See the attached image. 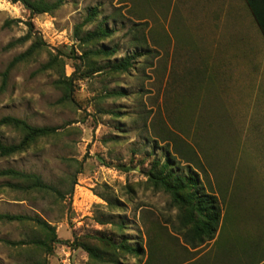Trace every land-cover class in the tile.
<instances>
[{
    "label": "rangeland",
    "instance_id": "obj_1",
    "mask_svg": "<svg viewBox=\"0 0 264 264\" xmlns=\"http://www.w3.org/2000/svg\"><path fill=\"white\" fill-rule=\"evenodd\" d=\"M211 2L66 0L53 15L31 17L21 4L0 0V89L9 64L31 44L7 49L28 33L26 22L46 44L9 73L0 120L12 116L59 128L23 153L0 157V171L37 174L66 196L19 191L9 185L24 186L21 180L0 178V215H39L55 227L61 242L48 264H89L75 241L98 232L142 248L141 257L119 253V264H148L150 237L160 254L151 264H223L213 242L198 249L185 244L174 231L177 210L170 196L147 180L150 163L168 155L186 173L175 145L196 151L207 192L233 201L241 242L264 239V39L241 0V17L232 11L225 18L208 16ZM95 8L98 16L83 32L101 24L115 31L97 48L116 47L112 62L140 57L128 73L77 79L72 101L62 103L64 90L56 82L64 73L70 78L88 50L79 47L74 29ZM55 59L58 66L40 72ZM20 140V133L0 125V143ZM32 237L31 223H0V264L43 262L44 253L13 245Z\"/></svg>",
    "mask_w": 264,
    "mask_h": 264
},
{
    "label": "trees",
    "instance_id": "obj_2",
    "mask_svg": "<svg viewBox=\"0 0 264 264\" xmlns=\"http://www.w3.org/2000/svg\"><path fill=\"white\" fill-rule=\"evenodd\" d=\"M5 1L12 4H21L30 13L31 17L53 15L66 2V0H55L54 2L49 0ZM244 1L264 39V0ZM97 16L98 10L96 8L92 9L84 22L74 29V37L78 41L79 47L81 49L87 48L88 50L83 52L82 57L79 58L80 62L73 65V75L67 78L64 73V78L56 82V86L64 90V96L61 99L62 103L72 101L73 84L77 79L85 80L100 72H107V74L114 76L128 73L134 67L133 62L140 57V54L135 53L131 56H126L120 61L112 62L111 60L118 54L116 47L97 48L102 41L110 39L115 33L113 29L103 24L98 25L93 31L83 32L87 26L93 23ZM6 25H9V23ZM26 25L29 29L28 33L24 37L8 44L7 49L28 42H31V44L24 53L15 57L9 64L3 74V87L0 92L4 90L11 70L18 64L28 62L35 55H39L42 48L46 46L41 37L33 34L34 25L31 22H26ZM91 47L96 48L93 49ZM101 60H104V66L97 65V62ZM57 63V59L52 60V62L43 65L40 72L53 69V67L58 66ZM118 95L123 96L124 94L120 93ZM0 125L21 134V140L18 144L5 145L0 143V157L2 158L23 153L38 140L54 136L59 131V128L55 127H34L25 120L12 116L2 118ZM172 141L176 143L178 138L172 139ZM175 149L181 155L183 162L187 164L184 168L187 170L186 173L181 172V165L178 166L176 160L169 155L164 161L154 159L145 172L151 187L168 194L172 206L177 210V227L174 231L182 236L185 244L192 249H198L213 242L211 250L216 251L217 260L221 259L223 264H264V239L262 238L258 243L251 244L247 237L249 244L245 243L244 239L241 242L239 229L234 230L233 228L234 223H237L236 206L233 201H229L228 204L225 201L223 203L219 196L205 190V186L200 181L197 171H203L206 174V170L199 161L196 151L189 145H186L184 151L179 150L176 145ZM122 170H126V167H122ZM0 178L21 180L26 186L22 184L9 185L10 188L19 191L44 194L49 192L51 195H59L63 199L66 197L62 196L56 186L48 185L37 174H26L15 169H7L0 171ZM221 189L226 193L228 186ZM3 222L31 223L33 226V237L27 242L21 241L13 245L20 247L29 245L32 247L33 254L44 253L43 262H38L37 264H48V257L54 253V246L61 242L55 227H52L39 215L31 217L3 214L0 215V223ZM121 228L120 226L119 229ZM92 241H95L96 244H93ZM152 244L155 245L153 246ZM147 245L149 251L148 264H151L157 256L160 257V254L157 249V242L152 240V237L147 241ZM75 247L83 250L88 255L89 264H119L116 258L119 253L135 257L143 255L141 247H131L123 241L115 242L107 234L99 232L94 237L78 238L75 241Z\"/></svg>",
    "mask_w": 264,
    "mask_h": 264
},
{
    "label": "crops",
    "instance_id": "obj_3",
    "mask_svg": "<svg viewBox=\"0 0 264 264\" xmlns=\"http://www.w3.org/2000/svg\"><path fill=\"white\" fill-rule=\"evenodd\" d=\"M236 1L237 0H212V2L210 3L211 7L210 8L206 7V9L208 11H211V12L208 13V11H207L206 15H208V16H218V17L225 18V17H227L226 12L232 11L234 13L238 12V14L236 16H238V17L240 16L241 17L244 14V12H243L244 9L241 7V5L237 4ZM241 1L245 5L246 9H248L247 6H246L245 1L244 0H241ZM185 2H187V1H185ZM192 7H190V8H192Z\"/></svg>",
    "mask_w": 264,
    "mask_h": 264
}]
</instances>
